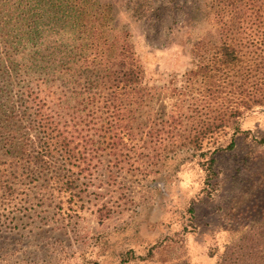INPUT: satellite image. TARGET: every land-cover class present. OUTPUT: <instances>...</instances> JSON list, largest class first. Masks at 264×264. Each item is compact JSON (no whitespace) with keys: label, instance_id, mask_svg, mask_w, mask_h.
<instances>
[{"label":"rangeland","instance_id":"rangeland-1","mask_svg":"<svg viewBox=\"0 0 264 264\" xmlns=\"http://www.w3.org/2000/svg\"><path fill=\"white\" fill-rule=\"evenodd\" d=\"M138 2L0 0V52L34 61L31 75L47 65L60 76L63 62L72 74L83 66L75 54H94L97 40L128 31L146 86L130 129L122 128L125 144L108 145L114 117L103 99L82 125L105 149L93 157L87 146L79 195L0 201V264H216L231 243L260 250L249 262L264 259V103L238 117L237 131L228 103L248 89L229 85L220 101L204 103L187 80L213 0H152L147 14ZM130 251L135 258L122 263Z\"/></svg>","mask_w":264,"mask_h":264},{"label":"trees","instance_id":"trees-1","mask_svg":"<svg viewBox=\"0 0 264 264\" xmlns=\"http://www.w3.org/2000/svg\"><path fill=\"white\" fill-rule=\"evenodd\" d=\"M151 1L139 0L136 11L147 14L155 10ZM206 19L211 29L193 44L197 60L186 72L187 80L202 89L204 103L220 101L229 85L248 89L240 100L228 103V117L239 131L238 117L256 102L264 103V0H213ZM128 36V31H122L111 40H97L96 53L74 55L83 66L74 67L70 74L64 71L65 62L60 63L57 67L62 66V75L57 77L47 65L31 75L34 61L22 62L13 53L0 52V201L20 197L27 206L28 202L53 200L54 193L69 198L80 194L86 159L91 161V154L95 157L98 150L105 149L88 138L82 126L95 113L100 99L102 108L105 102L114 117L108 145L125 144L122 128L130 129L133 105L139 107L146 89L144 67ZM68 76L72 80H66ZM82 76L85 85L80 90L69 88L70 82L78 83ZM56 79L66 89L55 87ZM87 146H92L89 158ZM227 147H235V140ZM214 161L207 162L210 171ZM256 252L231 243L216 264H264L261 257L254 262L246 258ZM261 253L264 256V248ZM126 254L122 263L130 261V255L135 258L131 251ZM170 264L190 263L178 260Z\"/></svg>","mask_w":264,"mask_h":264}]
</instances>
